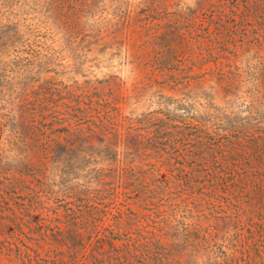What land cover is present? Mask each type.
<instances>
[{
	"label": "rangeland",
	"instance_id": "rangeland-1",
	"mask_svg": "<svg viewBox=\"0 0 264 264\" xmlns=\"http://www.w3.org/2000/svg\"><path fill=\"white\" fill-rule=\"evenodd\" d=\"M149 8H158L159 13L152 15L162 19L153 20L144 13L137 26L120 33L127 9L136 15ZM184 12L192 15L193 24L185 27L189 47L178 51L171 68H139L135 53L146 56L143 43L154 35H148L147 26L165 25ZM263 62L264 0H0V220L9 217L12 207L19 211L31 205L32 199L41 200L35 203L33 219L24 216V230L13 231L0 223V239L5 240L0 243V264H63V255L69 260L65 264L92 263L90 244L75 252L74 259L65 245L43 241L37 233L59 232V224L65 227L60 221L68 218L66 208L81 205L68 191L90 185L97 168L84 153L76 152L49 170L50 154L45 157L37 147L26 151L12 145L19 122L35 119L40 123L43 97H51L58 89L94 88L115 94L122 114L132 116L168 107L173 110L179 100L194 104L197 115H206L201 104H216L239 124L256 118L253 103L261 96L264 99ZM175 78L185 80L187 88L176 84ZM215 143L220 144L218 163H226L231 156L236 164L264 167L259 159L250 161L264 155V124L233 129L216 136ZM19 160L43 162L50 177L40 181L43 177H34ZM252 187L233 195L249 215L241 214L236 226L242 235L238 247L231 248L248 257L258 246L264 252V230L255 225L264 219V192L254 193ZM128 202L126 208H138L133 200ZM111 222L105 217L101 230ZM118 247L119 241L113 247L106 244L103 252ZM26 250L34 256L29 258Z\"/></svg>",
	"mask_w": 264,
	"mask_h": 264
},
{
	"label": "trees",
	"instance_id": "trees-1",
	"mask_svg": "<svg viewBox=\"0 0 264 264\" xmlns=\"http://www.w3.org/2000/svg\"><path fill=\"white\" fill-rule=\"evenodd\" d=\"M158 11L149 8L132 15L127 9L120 33L137 26L142 14L153 18ZM166 23L147 26L148 35H154L143 43L146 56L135 53L134 62L139 68H171L178 51L189 47L185 27L193 24L192 15L180 13ZM260 74L263 79L264 67ZM175 79L176 84L186 83ZM95 90L58 89L51 97L42 98L40 123L22 120L15 130L12 145L26 151L37 147L45 157L50 154L49 170L63 165L76 152L84 153L89 163L97 165L90 185L68 191L75 202L80 201V208H66L68 218L60 221L65 227L59 224V232L37 231L43 241L65 245L74 259L75 252L90 244L91 264H262L264 252L259 246L249 257L231 247L242 235V229L236 226L242 221L241 214L249 215L233 195L248 185L253 186L254 193L264 192V167L239 165L232 162L231 156L226 163H218L220 144L215 143L216 136L227 135L233 129L264 124L262 96L253 103L258 117L234 124L219 105L201 104L206 115H197L194 104L182 100L173 110L168 107L139 116L124 115L115 94ZM257 159L262 164L264 155L253 156L250 161ZM19 162L34 177L42 176L40 181L51 175L44 171L43 162ZM10 169L4 168L5 172ZM129 199L138 204L135 211L126 208ZM10 200L5 199L7 205H11ZM37 201L41 200L32 199L31 205L19 211L12 207L9 217L0 223L13 231L24 230V216L35 217ZM107 216L112 222L101 230ZM255 225L264 230V219ZM117 241V250L103 252L106 244L113 247ZM25 252L29 258L34 256ZM35 253L39 251L35 249ZM67 257L63 255L62 260L69 261Z\"/></svg>",
	"mask_w": 264,
	"mask_h": 264
}]
</instances>
